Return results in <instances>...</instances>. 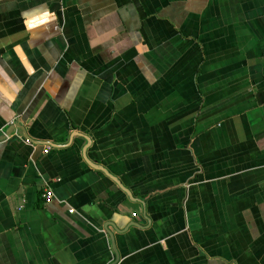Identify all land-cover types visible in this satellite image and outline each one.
Masks as SVG:
<instances>
[{"label":"crops","instance_id":"0c3cea01","mask_svg":"<svg viewBox=\"0 0 264 264\" xmlns=\"http://www.w3.org/2000/svg\"><path fill=\"white\" fill-rule=\"evenodd\" d=\"M10 126L0 264H264V0H0Z\"/></svg>","mask_w":264,"mask_h":264},{"label":"built area","instance_id":"2783aa9c","mask_svg":"<svg viewBox=\"0 0 264 264\" xmlns=\"http://www.w3.org/2000/svg\"><path fill=\"white\" fill-rule=\"evenodd\" d=\"M9 136H5L4 139H7ZM53 198V192L51 189L46 188V190L44 191L43 195H42V199L44 201V203H49L52 201Z\"/></svg>","mask_w":264,"mask_h":264},{"label":"water","instance_id":"95a60500","mask_svg":"<svg viewBox=\"0 0 264 264\" xmlns=\"http://www.w3.org/2000/svg\"><path fill=\"white\" fill-rule=\"evenodd\" d=\"M19 125V124H18ZM12 130V126H10L9 130H7L4 134V136H1L0 140H4L5 136H9L10 132Z\"/></svg>","mask_w":264,"mask_h":264}]
</instances>
